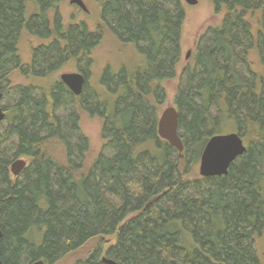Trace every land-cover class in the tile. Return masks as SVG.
Segmentation results:
<instances>
[{
  "label": "trees",
  "instance_id": "trees-1",
  "mask_svg": "<svg viewBox=\"0 0 264 264\" xmlns=\"http://www.w3.org/2000/svg\"><path fill=\"white\" fill-rule=\"evenodd\" d=\"M209 1L221 22L181 64V0H103L94 29L64 24L62 0H0L3 264H264V0ZM23 34L39 42L26 65ZM107 35L135 58L93 89L85 72ZM70 63L79 97L60 80L11 84ZM174 80L182 159L157 134ZM81 115L101 121L93 158ZM230 133L246 152L224 176L196 175L209 139Z\"/></svg>",
  "mask_w": 264,
  "mask_h": 264
},
{
  "label": "rangeland",
  "instance_id": "rangeland-1",
  "mask_svg": "<svg viewBox=\"0 0 264 264\" xmlns=\"http://www.w3.org/2000/svg\"><path fill=\"white\" fill-rule=\"evenodd\" d=\"M82 1L88 10L87 13L83 12L77 6L70 5V0H62L60 5V14L62 16V20L64 24L85 22L90 29H94L99 19L100 6L103 0ZM181 1L185 10V19L181 32V64H186V62H188L190 59L191 53L195 48L199 36L207 27L217 26L220 24L222 15H216L214 13L212 3L209 0H197V4L195 6L187 5L184 0ZM38 43V40L27 34H23L20 37L18 42V52L24 65L30 62L29 59L31 49L38 45ZM187 55H189L188 59H186ZM134 58L135 57L132 50L121 47L114 38H112L110 35H107L93 51L91 64L85 72L88 78V86L93 89L98 87L100 76L105 68H110V71H115L122 64L128 65L133 63ZM78 67L84 68V63H79ZM66 73L79 72L74 68L72 63H70L67 66L62 67L59 71L48 75L45 79H28L23 78L18 73H15L11 76V84L14 87L30 84L45 86L60 80V75ZM176 85L177 80L166 84L167 101L165 106L159 112V115L167 107L174 106V96L177 87ZM4 106L5 102L2 103V107ZM80 128L89 142L90 155L91 158H93L100 152L102 147L101 121L97 117L91 118L88 115H81ZM23 160L27 163L26 159ZM198 168L199 164L195 167L194 172L196 175L199 174ZM260 251L262 250L260 249ZM60 264H65V262Z\"/></svg>",
  "mask_w": 264,
  "mask_h": 264
},
{
  "label": "water",
  "instance_id": "water-1",
  "mask_svg": "<svg viewBox=\"0 0 264 264\" xmlns=\"http://www.w3.org/2000/svg\"><path fill=\"white\" fill-rule=\"evenodd\" d=\"M187 5L195 6L197 0H184ZM70 5L77 6L83 12L87 8L82 0H70ZM189 58L187 55L186 59ZM60 81L75 96L79 97L84 89L85 78L81 73H66L59 77ZM2 94L0 93V123L5 120V113L1 107ZM157 134L160 139L167 142L176 149L180 159L183 158V144L178 134V112L176 108L167 107L159 115L157 123ZM246 152L242 139L236 133L213 136L205 145L199 161L198 173L202 178L221 177L228 173L231 164ZM26 167L23 159H17L10 165V172L18 177ZM2 232L0 230V240ZM103 264H117L111 259L102 258ZM0 264H3L0 259ZM32 264H46L43 261H36Z\"/></svg>",
  "mask_w": 264,
  "mask_h": 264
},
{
  "label": "flooded vegetation",
  "instance_id": "flooded-vegetation-1",
  "mask_svg": "<svg viewBox=\"0 0 264 264\" xmlns=\"http://www.w3.org/2000/svg\"><path fill=\"white\" fill-rule=\"evenodd\" d=\"M88 11V10H87ZM87 13V12H86ZM84 76V75H83ZM85 78V77H84ZM85 81H86V79H85Z\"/></svg>",
  "mask_w": 264,
  "mask_h": 264
}]
</instances>
